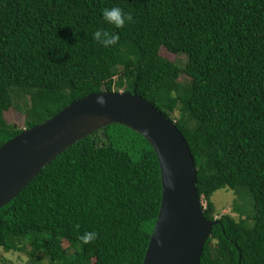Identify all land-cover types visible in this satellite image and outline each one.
Instances as JSON below:
<instances>
[{"label": "trees", "instance_id": "trees-1", "mask_svg": "<svg viewBox=\"0 0 264 264\" xmlns=\"http://www.w3.org/2000/svg\"><path fill=\"white\" fill-rule=\"evenodd\" d=\"M111 7L133 21L107 24ZM98 30L118 44L102 47ZM119 91L148 101L188 144L204 215L218 221L199 264H264V0H0V147L73 101ZM11 108L24 128L6 121ZM221 189L246 190L252 214L216 219ZM160 205L153 148L112 124L0 208V251L28 264H142ZM86 232L98 236L82 245Z\"/></svg>", "mask_w": 264, "mask_h": 264}, {"label": "water", "instance_id": "water-1", "mask_svg": "<svg viewBox=\"0 0 264 264\" xmlns=\"http://www.w3.org/2000/svg\"><path fill=\"white\" fill-rule=\"evenodd\" d=\"M99 95L107 102L103 107L95 103ZM112 124L141 135L159 162L161 205L142 264H199L218 221L204 215L191 151L174 122L131 92L90 94L3 144L0 208L16 198L63 151Z\"/></svg>", "mask_w": 264, "mask_h": 264}, {"label": "rangeland", "instance_id": "rangeland-1", "mask_svg": "<svg viewBox=\"0 0 264 264\" xmlns=\"http://www.w3.org/2000/svg\"><path fill=\"white\" fill-rule=\"evenodd\" d=\"M169 58L182 65L186 62L185 57L181 55H171ZM181 80L184 81L185 77L182 76ZM5 119L18 128L25 126V116L12 108L5 113ZM246 192V190L235 192L229 189H221L215 192L212 196V202L216 209V219L222 215H231L236 218L240 214L251 215L252 200ZM202 205L205 206L206 204L202 201ZM28 261L29 257L26 253L0 251V264H28Z\"/></svg>", "mask_w": 264, "mask_h": 264}, {"label": "clouds", "instance_id": "clouds-1", "mask_svg": "<svg viewBox=\"0 0 264 264\" xmlns=\"http://www.w3.org/2000/svg\"><path fill=\"white\" fill-rule=\"evenodd\" d=\"M101 15L107 24L113 25L116 29L124 28L126 23H131L134 19L130 13L125 14L119 7L105 8L102 10ZM94 39L102 47L109 48L118 44L120 36L115 32L98 30L94 33ZM95 103L103 107L107 102L103 95H99ZM97 236L98 234L96 232H86L79 236V240L82 245H88L93 243L97 239Z\"/></svg>", "mask_w": 264, "mask_h": 264}]
</instances>
